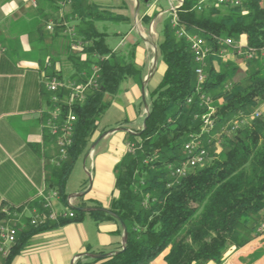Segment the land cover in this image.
Listing matches in <instances>:
<instances>
[{
	"label": "trees",
	"instance_id": "16d2710c",
	"mask_svg": "<svg viewBox=\"0 0 264 264\" xmlns=\"http://www.w3.org/2000/svg\"><path fill=\"white\" fill-rule=\"evenodd\" d=\"M83 1L69 3L71 13L78 16L77 23L69 28L73 27L82 42L79 49H74L70 35H64L65 53L73 68L69 79L64 80L53 66L45 76L85 83L91 76L92 64L99 68L96 86L88 87L83 99L68 105L65 102L71 90L60 88L57 92L61 117L71 111L75 121L66 156L61 159L57 153L46 184L48 189L57 191L64 204L65 186L74 164L107 132L99 128V119L119 94L122 82H142L141 68L134 61L132 50L126 56L112 51L106 44V33L96 26L97 21L123 17ZM198 1L183 0L177 15L186 30L201 29L213 50L218 48L213 35L235 40L243 37L252 47L264 45V0H246L238 6L221 4L226 6L224 12L214 6L206 12L205 4L197 9ZM156 14L155 11L144 19L149 21ZM156 46L164 70L157 85L148 92L149 110L143 127L127 133L126 141L134 144V149L127 150L114 166L118 196L110 201L107 211L100 205L89 211L96 222L114 220L125 224V249L105 258H78L75 264H151L164 251V264H221L231 252L260 235L257 227L264 220V120L255 117L250 125L224 134L220 154L209 163L184 176H172V166L184 158V142L191 133L200 131V117L206 108L195 93L193 53L188 41L176 35L170 17L163 23ZM238 61L247 68L243 85L233 79L240 70L235 60H223L216 54L207 59L203 89L215 100L217 126L264 102V58ZM50 95L47 101L51 108ZM214 148L211 144L209 153ZM32 205L46 216L40 201ZM81 208L84 205L69 206L71 217H45L36 226L26 218L27 226L16 228V238L4 264H11L33 235L80 221L84 214ZM12 210L9 207L8 212ZM7 218L8 214L0 211V220Z\"/></svg>",
	"mask_w": 264,
	"mask_h": 264
},
{
	"label": "crops",
	"instance_id": "0c3cea01",
	"mask_svg": "<svg viewBox=\"0 0 264 264\" xmlns=\"http://www.w3.org/2000/svg\"><path fill=\"white\" fill-rule=\"evenodd\" d=\"M13 2L16 5L14 9L11 8ZM83 3H94L100 9L123 17L97 21L96 26L100 31V25L106 29L105 21L128 26L127 31L117 29L110 32L106 29L103 32L106 33V44L112 51H119L126 56L132 50L134 61L141 68L142 82L124 80L120 91L125 82H131L130 91L135 97L141 96V86L145 79L149 81L152 74L153 56L150 60L148 50L150 48L154 53V46L159 40L153 37L154 19L162 10L151 0H85ZM155 11L157 14L149 21L144 19ZM77 20L78 16L71 13L69 3H63L62 0H0V211L8 214V218L0 220V224L13 223L18 230L27 226L22 216L28 219L33 209L37 208V205L32 204L41 200L38 193L49 190L46 176L54 166L58 149L55 137L44 127L50 109L47 101L49 91L46 89L49 78L45 76L50 74L49 70L53 66L64 80L69 79L73 68L65 53L64 35L69 34V27ZM49 23L53 25V30L46 28ZM146 24L149 29L151 26L152 33L148 28L145 30ZM133 30L138 36L132 34ZM241 40L245 41L243 37ZM147 95L148 92L145 94L148 103ZM144 111V107L134 110L133 117L140 121L129 132L143 127ZM127 133L118 135L117 132H106L102 139L109 137V141H112L107 150L97 151L98 144L94 148L90 146L86 153L78 157L84 156V168L85 162L90 161L93 171L91 187L84 195H79V199L73 198L75 201L72 197H76L79 191H86L89 187L87 182L81 183L74 196H68L65 190L66 203L58 199L54 207L56 211L66 213L62 205L109 207L110 201L118 196L114 187L113 168L127 151ZM21 205H24L23 208L17 210ZM9 207L13 208L11 213L8 212ZM119 229L118 222H96L89 211H84L78 222H68L33 235L28 244L13 257L11 264H62L63 261L72 264L81 253H112L121 248L122 231ZM68 246H71L70 250L61 253ZM9 249L10 245L2 246L0 240V264H4ZM48 249L55 253V257L51 256ZM165 254L166 251L162 252L151 264H164ZM85 257L80 258L88 260ZM221 264H264V239L260 236L251 240L231 252Z\"/></svg>",
	"mask_w": 264,
	"mask_h": 264
},
{
	"label": "built area",
	"instance_id": "2783aa9c",
	"mask_svg": "<svg viewBox=\"0 0 264 264\" xmlns=\"http://www.w3.org/2000/svg\"><path fill=\"white\" fill-rule=\"evenodd\" d=\"M64 3H70L71 0H62ZM220 4H228L233 6L241 5L246 0H216ZM157 1L154 0L153 3ZM169 5L170 24L175 29V33L178 37H184L188 43L191 52L193 53L196 66L194 69L196 88L195 93L198 96L200 105L206 108V111L201 115L202 122L199 132L191 133L187 140L183 144V160L175 166H172L171 175L174 177H181L186 175L190 170L201 167L208 159L209 151L208 147L211 144L219 147L221 145V139L224 134H228L238 128V123L233 120L227 123L217 126L215 117V107L213 105V98L207 94L204 89V83L207 78L206 67L207 59L210 55L216 54L223 60L235 59L241 61L253 60L258 58H264V45L259 47L248 46L241 38L235 40L231 37H221L213 35V41L218 46L217 51L213 50V47L206 42L201 35L203 31L198 28H194V31H188L180 23L177 11L181 6L183 0H167ZM208 0H199L197 9H200L202 5L206 4ZM46 28L53 30V25L49 23ZM69 35L71 38V45L74 49H79L82 46V42L76 38L73 27L69 28ZM91 76L85 83H75L73 81H61L55 77L49 78L46 82V89L49 91L50 102L52 107L48 110V115L44 123V127L48 129L52 136L55 137L58 155L61 159L65 158L66 150L71 145L73 134V123L75 116L68 111L64 118L61 117L60 98L57 92L60 88L71 90V95L65 102L68 105L75 99H83L85 91L90 86H96V80L98 78L99 68L97 65L92 64ZM229 86V85H228ZM190 101V99H189ZM254 117L259 116V112L255 110L253 112ZM127 150H133L134 144L128 143ZM40 197L41 207L44 211H47L46 216L42 215L37 208L33 209V213L30 217V224L36 226L40 224L45 217L49 220H55L57 217H71L73 214L61 213L55 210V204L59 199L58 193L54 189L46 191H40L38 193ZM70 204V201L68 200ZM257 232L261 235L264 233V220L260 222L257 227ZM17 230L14 226L8 224H0V240L2 246L11 245L16 238ZM3 249V248H2ZM5 254V251H3Z\"/></svg>",
	"mask_w": 264,
	"mask_h": 264
},
{
	"label": "rangeland",
	"instance_id": "374dc122",
	"mask_svg": "<svg viewBox=\"0 0 264 264\" xmlns=\"http://www.w3.org/2000/svg\"><path fill=\"white\" fill-rule=\"evenodd\" d=\"M151 1H154V0H151ZM156 1H157L156 4L159 6V9L162 10V12L160 13V15L158 17H156L154 19L155 20L154 21L155 30L153 33V37L160 39L163 23L166 19L169 18L170 14H169V5H168L167 0H156ZM204 6L206 7V9H205L206 12L209 11V9L212 6L218 8L220 11H223V12L226 10V6L221 5L216 0H208V2ZM147 24L145 25V30L148 28V31H150V33H152L153 31H152L151 26L149 29V26ZM100 26H98V27L102 31L106 30V29L110 32L117 30V29L125 30V31L128 30V26L120 25V24H117V22H113V21H105L104 22V26H106V29H105V27L103 28V26L102 27H100ZM132 34L138 36L135 30H133ZM154 48H155V46H154ZM148 51H149V59L152 60L153 51L150 48ZM236 62L235 63L239 67L240 70H239L238 74L233 77V79H235V81H238L241 85H243L245 83V80L243 79V77H244V74L246 73L247 68L243 63H240L239 61H236ZM163 66L164 65H163L160 57H158L154 70L150 71V74L152 73L151 77H150L149 81L145 84V94H146V92H149L150 90H152L157 85L159 80L161 79ZM145 70L147 71V66L145 67ZM130 84H131V82H125L122 85L120 93L116 97L113 98L112 104L110 105V107L105 111V113L99 119V128L106 130L107 133L117 132L119 135L121 132H126V131L129 132L130 131L129 129L135 128L137 122L140 121V119H138L137 117H135V118L133 117V112L135 109H138V108L143 109L144 106L142 103V95L135 97V95L132 93V91H130V88H129ZM125 88H129V90H125ZM131 97H135V98L132 99ZM214 104H215V100L213 101V105ZM214 107H215V105H214ZM255 110H257L259 112V116L256 118H261L264 120V102H259L258 106H256L255 108H251L249 110V112H247V113H242V112L238 113L236 116L232 117L231 120L238 123V128H240V129L243 127H246V126L250 125L251 121L255 118L253 116V112ZM145 114H146V112L144 111V115ZM141 122H142V120H141ZM102 138L103 137L99 136L95 140V142L91 145V146L95 147L99 144L97 147V151L107 150L110 143L112 142V141H109V137L106 139H102ZM214 147L215 148H214L213 152L209 153L208 159L204 165L209 163L214 157H216L218 154H220V152L222 150L221 145L219 147H217V146H214ZM216 150H218V151H216ZM83 159H84V156H81L77 160V162L75 163V167H74L73 171L71 172V174H70V176L66 182L65 190H66V193L68 196H74V194H77L78 192H76V190L80 188V185L82 182H87V186H89V183L92 182V175L91 174L93 173V171L90 168V164H89L90 161L87 160L85 162L86 167L84 168L83 167ZM113 173H114V168H113ZM79 192H82V191H79ZM73 198L75 200L79 199L78 196L72 197V199ZM73 207H77V206L73 205ZM62 209H63V211L68 213L69 206L62 205ZM22 218L25 221L26 217L22 216ZM262 218L264 219V214H262ZM28 219L30 221V217ZM5 224H7V223H5ZM8 225L14 226L15 228H17L16 225L13 223H8ZM260 236H261V239L263 240L264 239L263 234L258 235L257 237L253 238L252 240H254ZM70 247L68 246V247L63 248L61 250V253L65 254L66 251L70 250ZM32 248L35 249L36 247L32 246ZM48 251L51 253L52 257H55V253L53 251H51V249H48ZM74 262H75V260H74ZM62 264H67V262L63 261Z\"/></svg>",
	"mask_w": 264,
	"mask_h": 264
},
{
	"label": "water",
	"instance_id": "95a60500",
	"mask_svg": "<svg viewBox=\"0 0 264 264\" xmlns=\"http://www.w3.org/2000/svg\"><path fill=\"white\" fill-rule=\"evenodd\" d=\"M157 59H158V51H157V48L155 46L154 53H153L151 71L154 70V68L156 66ZM146 82H147V79L144 80V83L141 86L142 103H143V106H144V109H145V112H146L145 117L143 119V125H144L145 120H146V118L148 116V110H149L148 109V103L146 101V96H145V83ZM105 134H102L101 137H103ZM90 187H91V182L89 183V187L86 189V191H82V192L78 193L76 196L84 195L87 191H89ZM93 209H96V208H81L82 211H91ZM102 209L107 211V209H105V208H102ZM120 226H121V231H122V240H121V248L119 250L114 251L112 253H81V254H78L75 257L74 260H76V259H78V258H80V257H82L84 255L89 256L91 258H105L107 256L122 252L125 249V244H126V240H127V230H126V226H125V224L123 222H120ZM72 264H74V263H72Z\"/></svg>",
	"mask_w": 264,
	"mask_h": 264
},
{
	"label": "clouds",
	"instance_id": "9594fccd",
	"mask_svg": "<svg viewBox=\"0 0 264 264\" xmlns=\"http://www.w3.org/2000/svg\"><path fill=\"white\" fill-rule=\"evenodd\" d=\"M15 7H16V5H15V3L13 2L11 8L14 9ZM9 10H11V9H9Z\"/></svg>",
	"mask_w": 264,
	"mask_h": 264
}]
</instances>
